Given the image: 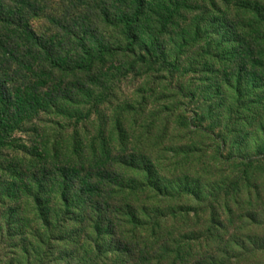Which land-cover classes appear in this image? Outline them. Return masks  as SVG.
I'll return each mask as SVG.
<instances>
[{"label":"trees","instance_id":"obj_1","mask_svg":"<svg viewBox=\"0 0 264 264\" xmlns=\"http://www.w3.org/2000/svg\"><path fill=\"white\" fill-rule=\"evenodd\" d=\"M81 1L86 15L68 37L34 28L33 21H45L38 0H0V157L30 109L11 84L58 79L61 87L44 94L56 106L71 100L70 90L84 95L87 86L101 87L99 67L118 60V53L130 62L120 61L124 75L135 65L166 61L159 38L163 25H145L147 0ZM244 9L253 14L247 22L233 23L228 16L208 21L204 50L212 58L211 74L220 78L211 93H228L234 106L226 117L235 112L248 125L252 116L264 119V9ZM253 28L254 33L247 30ZM139 49L137 60L130 61ZM160 53L162 58L156 56ZM112 128L118 134L115 152L103 125L98 141L84 144L76 134L63 148L58 141L45 146L43 164H29L20 176L27 179L22 195L43 222L46 249L57 241L62 258L81 255L84 264H264L260 215L244 216L252 226L230 233L224 218L233 210L217 208L220 193L205 191L188 177L167 180L175 174L163 172L149 152L128 147L124 122L114 121ZM255 147L264 153V141ZM0 170L9 168L1 164ZM0 193L16 199L8 186Z\"/></svg>","mask_w":264,"mask_h":264},{"label":"rangeland","instance_id":"obj_2","mask_svg":"<svg viewBox=\"0 0 264 264\" xmlns=\"http://www.w3.org/2000/svg\"><path fill=\"white\" fill-rule=\"evenodd\" d=\"M38 2L45 9V21L37 19L32 24L38 32L45 27V34L69 37L68 32L75 33L86 15L81 0ZM147 2L145 25H163L159 38L166 61L135 65L124 75L121 64L130 62L118 53V60L99 67L101 87L87 86L84 95L70 90L71 100L56 106L47 103L45 95L61 87L58 79H45V84L34 78L28 85L10 83L15 96L30 109L15 126L0 157V165L9 168L0 170V188L8 186L9 196L16 197L0 193V264H84L81 255L62 258L57 241L51 250L46 249L43 222L30 198L22 195L27 179L20 176L29 171V164H43L45 146L58 141L63 148L76 134L84 144L98 141L97 130L103 125L115 152L118 134L112 128L114 121L124 122L130 149L149 152L163 172L175 174L167 180L175 183V178L188 177L191 184L199 180L205 191L220 193L217 208L233 210L232 216L224 218L230 233L251 227L244 218L250 213L260 215L259 223L264 226V153L255 147L256 142L264 141V119L252 116L247 125L235 112L226 117L234 103L224 90L220 96L211 93L220 78L211 74L215 73L210 67L212 58L204 50L210 19L228 16L233 23L247 22L253 14L244 8L259 5L264 9V0ZM247 30L255 32L254 28ZM112 33L116 38L117 33ZM140 51L130 61L137 60ZM156 56L162 58L161 53ZM258 231L264 235V228ZM72 250L75 253L78 246Z\"/></svg>","mask_w":264,"mask_h":264}]
</instances>
